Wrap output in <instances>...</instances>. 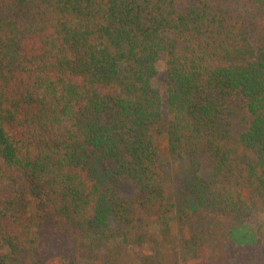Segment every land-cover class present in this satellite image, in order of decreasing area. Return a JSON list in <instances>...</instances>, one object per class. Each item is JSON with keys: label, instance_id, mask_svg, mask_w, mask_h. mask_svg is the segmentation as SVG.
I'll return each instance as SVG.
<instances>
[{"label": "trees", "instance_id": "obj_1", "mask_svg": "<svg viewBox=\"0 0 264 264\" xmlns=\"http://www.w3.org/2000/svg\"><path fill=\"white\" fill-rule=\"evenodd\" d=\"M252 213L264 0H0V264H154V226L205 260Z\"/></svg>", "mask_w": 264, "mask_h": 264}, {"label": "rangeland", "instance_id": "obj_2", "mask_svg": "<svg viewBox=\"0 0 264 264\" xmlns=\"http://www.w3.org/2000/svg\"><path fill=\"white\" fill-rule=\"evenodd\" d=\"M157 68L159 74L156 85L161 89L164 84L165 69L163 61H159ZM163 109L165 110V106H163ZM160 145L162 160L166 164H171L164 139L161 140ZM173 174L175 175L174 171ZM176 185H178L177 182ZM262 224H264V213L250 214L235 233L232 231L235 227H232L227 221L205 225L208 227L205 230L214 233L212 239L208 242V253L205 260L198 257L195 248L181 246L182 233L176 230L175 227L159 230L154 226L152 231L155 234L157 245L154 264H264V233H258L259 226ZM236 233H240L239 236L243 239L240 244L236 241V235L232 236ZM250 233H253L254 237L251 238ZM113 244L118 251H122L119 240ZM145 251L149 252V247ZM138 262L137 251L129 249L123 254L113 256L107 263L97 261L96 264H138Z\"/></svg>", "mask_w": 264, "mask_h": 264}]
</instances>
